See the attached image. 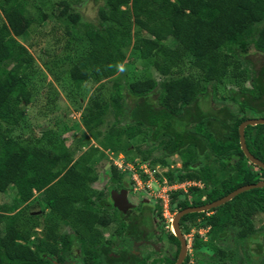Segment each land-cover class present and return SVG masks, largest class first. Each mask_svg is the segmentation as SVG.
<instances>
[{"label":"trees","instance_id":"obj_1","mask_svg":"<svg viewBox=\"0 0 264 264\" xmlns=\"http://www.w3.org/2000/svg\"><path fill=\"white\" fill-rule=\"evenodd\" d=\"M80 2H60L57 16L67 40L63 53L85 45L68 70L76 88L117 75L130 47L160 78L114 83V94L105 100L96 95L77 122H55L33 133L27 117L33 94L26 80L35 66L16 38L26 35L35 19L27 15L24 0H0V193L14 191L13 203L0 206V264H175L179 241L171 232L167 238L177 246L173 259L150 261L131 251L133 241L149 238L138 227L147 226L150 217L143 206L135 215L119 212L94 188L97 161L105 152H133L141 159H131L138 170L154 150L163 158L150 166L155 161L167 166L166 158L177 156L181 167L164 174L167 185L200 186L169 192L170 214L264 181V170L241 150L238 133L251 116L264 118V0H102L94 20L83 19ZM230 73L241 84L228 94L236 107L223 102L204 110L201 104ZM108 113L113 122L103 132ZM137 138L147 144L145 150L133 144ZM244 140L264 163V124L247 126ZM102 171L109 191L125 188V175L131 176L113 164ZM36 197L43 207L34 214L28 204ZM155 208L151 215L163 222L160 200ZM111 224L118 225L114 239L103 233ZM63 226L70 232L62 234ZM193 229L204 230L206 240L196 232L192 256L182 264L193 257L196 264H264V187L186 214L181 234ZM156 230L159 246L163 228Z\"/></svg>","mask_w":264,"mask_h":264},{"label":"rangeland","instance_id":"obj_2","mask_svg":"<svg viewBox=\"0 0 264 264\" xmlns=\"http://www.w3.org/2000/svg\"><path fill=\"white\" fill-rule=\"evenodd\" d=\"M62 1L64 0H24L27 15L33 17L35 21L26 35L16 39L31 54L34 62L33 65L35 66L34 70L29 72L26 80L27 89L33 94V102L29 105L27 112L28 124L33 133H39L41 129L47 127L52 128L55 122H64V124L69 123L70 120L77 122L80 119L82 109L96 95H99L105 100L114 94V89L112 87L114 83H129L136 79L143 78L145 75H150L155 79L160 78L159 74L152 69L151 65L142 61L137 53L130 47L125 51L126 60L122 64L124 66L123 72L119 70L118 74L110 80L97 84L88 82L82 84L80 88H76L68 78V70L71 67L72 61L84 51L85 45L81 42L82 45L74 49L70 54L63 53L65 50L63 48L67 40L62 30L63 23L57 18L62 10V6H60V2ZM101 3L102 0H81L76 7L84 20H94L97 7ZM2 21L3 19L0 14V22ZM193 73L195 75L197 71L194 70ZM245 85L248 86V84ZM240 87L241 84L237 83L230 73L224 80L222 87H219L215 94L211 93L208 102L202 103L201 106L204 110H213L219 108V105L224 102L230 106L236 107V105L228 99V94L230 90H237ZM75 108L79 109L76 111ZM255 117L258 116L253 115V117L251 116L250 118ZM112 122L113 116L111 113H108L104 119L101 130L103 132L106 131L111 126ZM23 132L27 134L28 130H23ZM69 136L70 133L65 135L67 144L71 143V137ZM132 142L133 144H138L141 150H145L148 147L147 144L139 138ZM91 144H93V142ZM154 148L156 149V145ZM160 158L163 157L159 155L156 150L150 155L149 161L146 163L149 170L152 171V175H149V173L137 172V167L134 165L135 169L131 170V164H133L131 163V159H135L137 162L141 160L140 157L136 156L133 152H129L128 155L120 153L117 156L105 152L104 157L97 161L95 167L99 179L94 185V188L103 192L106 199L110 198L112 191L117 192V190L109 191L110 185L108 183L107 174L102 171L103 168H108L109 164H116L117 167H120L122 172L130 171L131 175H133L132 173L138 175L136 181L133 180L132 176L125 175L124 179L127 181V185H125L124 189L127 190L128 202L135 208L143 206V210L146 209L150 213L151 209H153L156 214V205L162 197L165 198L163 196L164 194L160 192L161 188L169 186L167 185L168 182L166 179L164 180V174L170 169L181 167L180 160L177 156L166 158L167 166H162L156 163V161L151 166L149 165L154 160ZM158 176L166 182V185L158 181ZM195 184L196 186L198 185L197 183ZM195 184L191 183L190 186ZM174 185V190L186 191L189 187V182L177 183ZM13 201V189H10L6 193H0V206L3 204L10 205ZM42 207L43 203L39 202L37 197L28 204V209H30L32 213H38ZM174 216L175 214L167 213L163 209L160 217L163 222L155 215L152 216V222H161V227L163 228L162 238L159 246H157L159 247L157 248L158 252L149 245L136 244L132 246V249L137 255L142 257L151 256V260L153 257L158 259L163 256L170 259L174 257L176 246L167 241V235L169 232L172 233L171 223ZM117 226V224H111L108 229H104V237L114 239ZM256 226L259 227L260 223L257 222ZM60 232L62 234L70 232V228L63 226ZM196 232L200 233L201 236L205 233L204 230L197 231L193 229L189 235H182L187 244V254L190 256H192V236ZM203 237V239L206 240V237ZM188 264H196L194 257L190 259ZM200 264H202V262Z\"/></svg>","mask_w":264,"mask_h":264},{"label":"water","instance_id":"obj_3","mask_svg":"<svg viewBox=\"0 0 264 264\" xmlns=\"http://www.w3.org/2000/svg\"><path fill=\"white\" fill-rule=\"evenodd\" d=\"M259 124H264V118H252L248 119L244 122H242L238 128V133H239V143L241 146V150L243 151L245 157L255 166L262 168L264 170V163L259 161L258 159L254 158L250 152L248 151L246 145H245V140H244V129L247 126H255ZM264 187V181H261L257 184H252V185H246L242 186L233 192L229 193L228 195L224 196L223 198L216 200L212 203L206 204L204 206L200 207H190L186 208L178 213L175 214V216L172 219L171 223V231L172 234L178 239L180 243V250L179 254L177 257V260L175 264H182L185 256H186V250H187V244L184 238L182 237L181 231H180V219L185 216L186 214L190 213H200V212H206L211 209L217 208L221 206L222 204L230 201L233 199L235 196L246 192L251 189L255 188H263ZM111 200L113 207L116 208L117 210L121 212H126L128 209L132 208V205L128 202L127 200V190L126 189H121L119 192L112 191L111 192ZM35 214V213H34Z\"/></svg>","mask_w":264,"mask_h":264},{"label":"flooded vegetation","instance_id":"obj_4","mask_svg":"<svg viewBox=\"0 0 264 264\" xmlns=\"http://www.w3.org/2000/svg\"><path fill=\"white\" fill-rule=\"evenodd\" d=\"M121 189H123V188H120L119 190H117V192H119ZM110 201H111V204H112V200H111V195H110ZM112 206H113V204H112ZM116 209V208H115ZM119 211V210H118ZM131 211H133V214L135 215V214H137L138 213V210H137V208H135V207H132V208H130V209H128L125 213L124 212H121V211H119V212H121V213H123V214H127L128 212H131ZM143 214L145 215V216H147V217H150V220L152 219V215H151V213L150 212H148V210H143ZM147 221H149L148 219H147ZM158 221V220H157ZM134 223H136V224H138L137 223V220H134ZM159 225H161V222H155L154 223V221L152 222V220H151V222L149 221V223H148V225L147 226H144V225H139V229L141 230V232L143 231V229H144V232H143V235H142V237H146V236H149V238H147V239H145V240H141V241H133L132 242V244H131V251L133 252V253H135L136 255H137V253L132 249V246L133 245H136V244H138V245H140V244H146V245H149V246H151V247H153V248H155V251L156 252H158L157 251V248H159V247H157L158 245V243L156 244V241H158L157 240V235H159V231H157L156 229H157V227L159 226ZM138 229V230H139ZM137 230V231H138ZM139 230V231H140ZM163 233V232H162ZM167 241H169L168 240V238H167ZM171 244H173L171 241H169ZM175 245V244H174ZM176 246V245H175ZM176 250H177V246H176ZM179 250H180V243H179ZM178 254H179V252H178ZM138 256H140V255H138ZM186 256H187V250H186ZM185 256V257H186ZM140 257H142V256H140ZM147 257V256H146ZM177 257H178V255H177ZM144 258V257H143ZM153 259H158V258H155V257H153L152 258V260ZM160 259H162V260H165V259H170V258H168V257H166V256H163L162 258H160ZM173 259V258H172ZM185 259V258H184ZM151 259H150V261H152ZM177 260V259H176ZM184 261V260H183ZM183 263V262H182Z\"/></svg>","mask_w":264,"mask_h":264},{"label":"built area","instance_id":"obj_5","mask_svg":"<svg viewBox=\"0 0 264 264\" xmlns=\"http://www.w3.org/2000/svg\"><path fill=\"white\" fill-rule=\"evenodd\" d=\"M114 165H116V164H114ZM131 165H132L131 170H134L135 168H134L133 164H131ZM138 171L143 172L145 174L146 173H149V175H152V171L149 170V168L147 167V165L145 163H138V170H137V172ZM132 174L133 175H131V176H132L133 180L136 181L138 175H135V173H132ZM190 184L191 183H189V186H190ZM192 184H195V183H192ZM163 185H166V182L165 181H163ZM197 186H200V185L198 184ZM174 189H175V185H173V186H164L163 188H161V191H160L161 193L164 194L163 196L165 197V198L162 197L160 201L162 203L163 210L165 212H167V213H169V211H168L169 192H171ZM167 193H168V195H167Z\"/></svg>","mask_w":264,"mask_h":264},{"label":"clouds","instance_id":"obj_6","mask_svg":"<svg viewBox=\"0 0 264 264\" xmlns=\"http://www.w3.org/2000/svg\"><path fill=\"white\" fill-rule=\"evenodd\" d=\"M117 67L119 68V70H120L121 72L124 71V66H123L122 64L117 65Z\"/></svg>","mask_w":264,"mask_h":264}]
</instances>
